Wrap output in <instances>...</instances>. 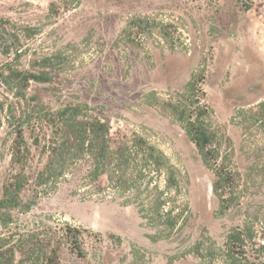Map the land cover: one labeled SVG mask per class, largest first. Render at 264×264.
Wrapping results in <instances>:
<instances>
[{"label": "rangeland", "instance_id": "obj_1", "mask_svg": "<svg viewBox=\"0 0 264 264\" xmlns=\"http://www.w3.org/2000/svg\"><path fill=\"white\" fill-rule=\"evenodd\" d=\"M0 17L26 57L56 62L55 91L105 120L139 170L125 187L99 176L94 196L44 194L15 232L48 247L50 229H79L85 256L58 235L59 264H264L259 0H0Z\"/></svg>", "mask_w": 264, "mask_h": 264}, {"label": "trees", "instance_id": "obj_2", "mask_svg": "<svg viewBox=\"0 0 264 264\" xmlns=\"http://www.w3.org/2000/svg\"><path fill=\"white\" fill-rule=\"evenodd\" d=\"M19 30L0 17V151H7L0 163V264H59L58 235L78 257L85 256L79 229H50L48 247H40L43 242L32 229L15 232L14 216L60 188L94 196L101 175L125 187L127 172H139L137 154L114 140L109 124L86 104L66 101L55 91L56 62L26 57ZM189 132L203 149L207 141L199 131L190 127Z\"/></svg>", "mask_w": 264, "mask_h": 264}, {"label": "built area", "instance_id": "obj_3", "mask_svg": "<svg viewBox=\"0 0 264 264\" xmlns=\"http://www.w3.org/2000/svg\"><path fill=\"white\" fill-rule=\"evenodd\" d=\"M259 12H260V17L264 22V0H259Z\"/></svg>", "mask_w": 264, "mask_h": 264}]
</instances>
